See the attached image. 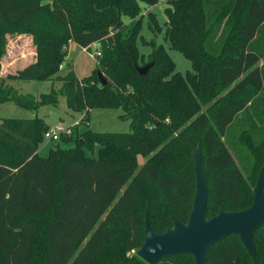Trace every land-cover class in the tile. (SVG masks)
<instances>
[{
  "label": "trees",
  "instance_id": "obj_1",
  "mask_svg": "<svg viewBox=\"0 0 264 264\" xmlns=\"http://www.w3.org/2000/svg\"><path fill=\"white\" fill-rule=\"evenodd\" d=\"M155 1L0 0V66L3 23L40 31L44 43L38 44V60L10 78L54 79L71 42L85 49L99 43L93 74L81 80L70 70L61 76V94L70 110L84 116L94 107L121 108L131 121L129 132L89 128L73 140L84 149L98 144V158L59 147L42 157L39 118L0 117V264H148L134 252L145 240L146 213L156 232L172 226V216L188 220L195 194L188 192L180 164L186 159L194 171L197 148L209 185L207 217L252 205L254 191L250 198L243 183L264 156V0H201V49L177 44L170 35L197 69L185 77L174 73L164 49L140 63L142 4ZM228 14L239 19L235 33ZM208 56L219 61L215 67ZM152 61L148 74L140 75L138 67ZM1 86L0 103L10 100L8 93L14 102L34 99ZM218 91L226 92L225 101L200 113ZM58 100L53 91L40 103ZM261 237L264 226L254 236L257 262L231 234L209 249L208 263L262 264ZM185 257L193 258L172 255L160 264H185Z\"/></svg>",
  "mask_w": 264,
  "mask_h": 264
},
{
  "label": "rangeland",
  "instance_id": "obj_2",
  "mask_svg": "<svg viewBox=\"0 0 264 264\" xmlns=\"http://www.w3.org/2000/svg\"><path fill=\"white\" fill-rule=\"evenodd\" d=\"M142 6L141 14L144 24L137 42L141 55L140 63L151 61L154 54L161 53V49H164L175 63L174 73L179 72L184 77L189 73L195 74L197 69L193 67L192 61L181 51L174 48L175 45L171 42L170 35L175 34L173 39L177 44L179 42L182 46L191 47L195 51L201 49L200 46L205 37V19L201 0H156L151 4H142ZM124 20L126 23L131 21L127 17ZM225 21L231 26V31L235 33L239 19L228 14ZM3 28L4 53L1 61L0 85H2L1 88H6V91H8L9 85H4L6 83H1V80L11 74H17L20 70L34 64L38 60V44L44 43L40 31L32 30L27 26L8 27L3 23ZM100 49L101 45L99 43L92 44L90 49H85L78 44L72 43L69 46L63 67L60 66L59 72L53 77L54 79H17L11 82V85L17 88L20 93H31L34 95V99L28 97L23 102L15 100V102H18L15 103L11 100L12 97L8 93L6 97L10 100L0 103V117H37L41 120V134L50 126L62 124L65 127L61 140L51 141L45 138L39 140L38 151L40 156L48 157L52 150L59 147L66 150L68 155L81 153L82 156L98 158L100 149L98 144H94L92 148L84 149V147L73 143V140L83 136V132L89 128L98 133L131 131V121L123 117L124 111L121 108L94 107L90 110L87 117L81 112L70 110L67 107L66 97L61 94V90L64 87V80L61 79V76L66 75L70 70H74L81 80L92 75L98 67L97 56ZM202 55H204L203 52ZM208 60L213 67L219 62L210 56H208ZM6 80V82L10 83L11 79ZM53 91L59 92L57 104L40 103L42 94H49ZM225 99V91L216 92L208 100L207 104L203 106L200 113L209 114L208 110L213 108L216 102L225 101ZM144 160L145 158L140 157L141 164ZM263 164L264 156L261 158L259 166L254 169L252 178H246V175L243 174L245 177L243 188L250 198H253V191ZM180 167L186 173L185 176L188 177V192L195 194L196 179L193 165H190L189 161L184 159ZM208 175L212 180L217 177L214 172H209ZM166 207L164 211L171 213L170 208ZM219 207L217 205L214 210H218ZM257 247L260 252L261 263L264 264V237L259 238ZM184 261L185 264H195V260L190 257H185Z\"/></svg>",
  "mask_w": 264,
  "mask_h": 264
},
{
  "label": "water",
  "instance_id": "obj_3",
  "mask_svg": "<svg viewBox=\"0 0 264 264\" xmlns=\"http://www.w3.org/2000/svg\"><path fill=\"white\" fill-rule=\"evenodd\" d=\"M152 61L138 67L140 75H147L154 66ZM99 80L107 84L103 72L98 70ZM196 174V193L193 209L186 222L172 216V226L164 232H156L148 213L145 216V240L134 252L148 264H160L167 257L178 254L191 255L196 264H209V249L219 240L231 234L239 236L247 251L257 262L255 232L264 226V164L259 172L254 188L251 206L243 210L227 211L222 209L217 215L208 218L206 208L209 200V185L202 165V152H193Z\"/></svg>",
  "mask_w": 264,
  "mask_h": 264
},
{
  "label": "built area",
  "instance_id": "obj_4",
  "mask_svg": "<svg viewBox=\"0 0 264 264\" xmlns=\"http://www.w3.org/2000/svg\"><path fill=\"white\" fill-rule=\"evenodd\" d=\"M63 67V64L61 65ZM65 127L62 124L50 126L44 133V138L51 141H59L62 139V134Z\"/></svg>",
  "mask_w": 264,
  "mask_h": 264
},
{
  "label": "crops",
  "instance_id": "obj_5",
  "mask_svg": "<svg viewBox=\"0 0 264 264\" xmlns=\"http://www.w3.org/2000/svg\"><path fill=\"white\" fill-rule=\"evenodd\" d=\"M72 43H74V42H71V43H70V46H71V44H72ZM75 44H76V43H75ZM0 69H1V66H0ZM11 75H12V74H11ZM6 79H11V80H10V83H9V82H6V81H7ZM13 80H17V79H15V78H10V77H7V78H5V79L1 80V83H3V82H4V83H6V84H4V85H9V86H12V85H11V82H12ZM23 80H25V79H23ZM8 83H9V84H8ZM13 87H14V86H13ZM29 94H31V93H29ZM32 95H33V94H32ZM38 153H39V151H38Z\"/></svg>",
  "mask_w": 264,
  "mask_h": 264
}]
</instances>
